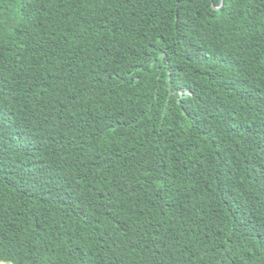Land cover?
<instances>
[{
  "label": "trees",
  "instance_id": "16d2710c",
  "mask_svg": "<svg viewBox=\"0 0 264 264\" xmlns=\"http://www.w3.org/2000/svg\"><path fill=\"white\" fill-rule=\"evenodd\" d=\"M0 264H264V0H0Z\"/></svg>",
  "mask_w": 264,
  "mask_h": 264
}]
</instances>
